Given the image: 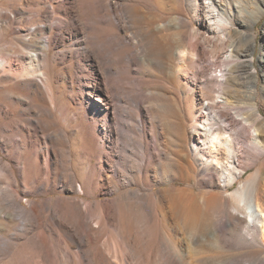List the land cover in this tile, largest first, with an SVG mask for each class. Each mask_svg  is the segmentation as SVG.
<instances>
[{
    "label": "bare ground",
    "instance_id": "1",
    "mask_svg": "<svg viewBox=\"0 0 264 264\" xmlns=\"http://www.w3.org/2000/svg\"><path fill=\"white\" fill-rule=\"evenodd\" d=\"M183 1L190 11H195L197 22L203 30L196 28L190 35L187 34L192 17L174 15L162 27L173 33L172 43H168L158 35L162 29L159 24L151 26L144 21L146 16L137 0H46L50 5L46 12L43 11L44 8L39 7L42 4L40 0H32V4L37 8H29L27 11L32 18L42 23L35 25L34 33L46 34V39L38 45L23 41L24 47L34 51L32 55L24 54L23 51L21 53L19 49L13 51L12 55L16 56L15 63L19 65V69H14L12 55L0 50V107L4 108L3 111L0 110L2 143L11 142L15 145L6 152L12 162L17 164L25 186L33 182L31 188L34 192L46 191L49 182L53 188L58 182L66 186V189L70 187L68 183L72 175L54 172L51 174L60 157L63 159L65 155L66 150L60 138H64L66 133L60 128L52 129L50 134H46L45 131L57 123L56 119L66 113L71 103L80 112H84L80 128L86 135L91 136L82 137L80 152L89 160L97 156L99 164L97 170L100 176L98 183L105 186L108 192L114 191L113 188L111 190L113 185L120 186L119 172L122 173V170L117 169L114 172L112 164L116 155L110 150L107 151V146L102 141H98V148L95 151L91 140L95 137L94 134L101 133L99 122L107 130H111L118 122V107L112 103L116 97L120 102L135 107L126 111L125 116L130 117L132 120L130 128L136 127L141 137V140L133 138L143 146L142 163H138V167L148 162L152 150L160 147V151L166 153L169 149L166 145L169 129L175 133L177 139L180 137L184 140L188 137L185 123L172 118L176 113L172 100L165 99L160 89L150 92V95H154L155 101L148 106H144L145 100L133 92L132 86L140 87L145 82L142 77L132 75L136 72L133 66L139 64L166 70L173 78L180 77L184 81L183 93L188 96L197 95V101L195 103L190 101L188 104L192 113L190 126L192 137L190 140L187 138L185 147H190L189 143H192V153L186 152L184 161L180 164L193 167L196 171L192 163V160H196L204 175L203 182L207 186L215 185L226 189L241 177L246 167L254 165L261 157L264 153V117L256 102L258 90L253 80H257V74L253 61L244 59V56L240 57L236 52L237 47L234 46L232 38V33L240 32L239 16L253 10L245 9L244 0L206 2L180 0ZM160 3L162 0H154L151 4L159 9ZM3 10L4 8H0V21L6 24V28L13 23L16 15L24 12V9L12 8L11 17ZM117 12L129 24V28L135 29L128 42H124L121 37V32L127 27L112 19V15L116 18ZM260 15L261 11L257 16ZM52 16L60 20L59 25L54 26L48 22ZM61 27L65 29L66 35L62 34L57 40H52L50 38L52 31ZM104 39L107 40V46H102ZM96 40L101 43L100 47L89 50ZM132 47L133 49L138 47L135 54L132 53ZM53 49L56 51L51 56ZM223 50L229 51L228 56L231 60H236L235 65L223 71L219 68V77H222L220 81L217 75L201 81L200 74L207 68L206 66L200 68L198 63L210 61L215 65ZM52 60L57 64L67 63L64 75L50 74L49 64ZM239 61L249 66L245 73L249 83L246 90H242L239 77L235 73L240 65ZM59 80L62 87L69 89L64 100L59 99L56 86L53 85V82ZM230 87L232 93H229ZM74 88H78L80 94L75 93ZM242 95L246 97L243 104L239 100ZM86 98L92 106L97 104L95 111H90L85 103ZM18 111H26L28 117L17 120ZM196 111L199 112L198 115H195ZM148 125L155 130L150 128L148 130ZM37 129L42 135H38ZM247 139L250 147L244 149L243 144ZM240 162H243L244 167L236 165ZM88 167L91 168L92 165L89 163ZM0 168L8 173L11 179L14 178L15 170L3 156H0ZM124 170L128 175L134 173L131 168ZM217 176L223 178L224 184L219 183ZM80 182L81 190L87 192L92 190L96 180L92 175H88ZM180 191L181 193L173 200L167 199L164 194L161 196L160 215L169 223L175 243L171 259L167 258L165 264H182L184 259L191 258L198 252V247L205 242L210 244L217 237V233L222 231H227L226 239L214 241L211 247L216 250H227L229 254L225 258L217 255L212 257L209 255L208 260L199 258L201 263L264 264V189L261 188L257 173L240 183L230 194V198H223L219 194L205 198L203 202L206 207L203 208L193 201L191 193ZM13 192L18 194L17 189H13ZM155 194L156 191L152 196L155 197ZM43 202L41 198L31 200L30 218L39 220ZM55 204L50 206L46 203L45 218L49 226L46 232L51 231L55 235H60L68 246L75 248L78 238L74 235L72 227L82 229L84 218L96 215L97 211L92 209L90 203H86L85 209L82 210L78 199L65 195L58 196ZM113 205H108L106 211L98 208V227L87 226L86 239L91 238L94 233L106 230L110 225L116 226L121 239L136 234L133 220L138 216L132 217L130 211L119 201H114ZM49 208H52L56 218L48 214ZM209 211L215 216L202 221L201 216ZM171 217L175 222L170 220ZM151 218L152 224L148 230L154 234L159 222L158 214H153ZM112 220L115 223L112 224ZM255 223L260 224L262 256H258L259 253L254 248H245L240 240L233 238V233L239 231L241 224H245L242 225L245 232L255 238ZM41 245L33 240L22 242L17 249L15 248L10 263L38 264V258L43 252ZM51 246L46 236V257ZM74 252L79 264H88L84 263L81 250ZM101 264L123 263L120 259L114 262L103 259Z\"/></svg>",
    "mask_w": 264,
    "mask_h": 264
},
{
    "label": "rangeland",
    "instance_id": "2",
    "mask_svg": "<svg viewBox=\"0 0 264 264\" xmlns=\"http://www.w3.org/2000/svg\"><path fill=\"white\" fill-rule=\"evenodd\" d=\"M22 1L25 2V4H22L20 0H0V8H4L3 12H7L11 17H13V14L10 12L12 8L24 9L23 13L16 15L13 23L9 24V28H6V24L0 21V50L11 55L14 54L13 51L15 49H19L20 52L23 51L24 54L28 53L32 55L34 51L24 47L23 41L38 45L46 39V34L41 35L37 32L34 33L35 25H37V23L42 25V23H39L36 18H32L30 12L27 11L29 8L35 9L37 7L32 4V0ZM137 1L144 10L143 13L146 16L144 21L151 26L159 24L162 28L163 24L168 22L171 17L183 14L192 17V23L187 28V34L190 35L193 29H201V26L197 22L195 11H190L185 1L162 0V3L159 4V9L154 8L151 4L154 0ZM202 1L206 2L207 0ZM244 1L245 9H252L253 11L249 13L244 12L242 16H239L240 21L238 22V29L240 32L232 33V38L234 40V46L237 47L236 52L240 57L244 56V59H250L254 63L257 80L253 81L258 90L256 102L260 113L264 117V0ZM40 3L42 4H40L39 7L41 6L42 9L44 8L43 11L46 12V10H49L50 5L46 3V0H40ZM260 11L261 15L257 16ZM112 19L114 22L127 27L125 31L121 32V37L124 42H128L132 37V31H135V29L129 28V24L120 16L119 12L116 13V18L112 15ZM48 22L57 26L60 20L52 16L49 18ZM201 30H203V28ZM62 34L66 35L65 29L62 27L61 29H54L50 34V38L52 40H57ZM158 35L168 43H172V31L162 28ZM248 35H250V37H248ZM100 45L101 43H99V40H96L94 44L89 47V50H96ZM103 45L107 46L106 39L102 41V46ZM132 50V53L135 54L138 47H134V49L132 47ZM55 51L54 49L52 50L51 56L54 55ZM236 52L234 51V54ZM228 53L229 51H221L219 60L215 65L210 61H204V64L203 62L198 63L200 68L202 66H206L207 68L202 73L203 75L200 74L201 81L206 80L209 76L215 77L216 75L219 81L221 80L220 78L222 77H219L220 69L223 71L225 68H231L235 65L234 63H236V60H231V58H229ZM15 60L16 56L12 55V62L15 63ZM239 64L241 66H238L235 73L239 77L238 81L240 82L242 90H246L249 83L245 78V73L249 69V66L245 65L243 61H239ZM66 65V62L57 64L52 60L49 64V72L52 76L59 73L64 75V68ZM215 68L216 71H214ZM14 69H19V65L15 63ZM133 69L136 70V72L132 73L133 76H139L145 80L140 87L132 86L133 92L137 97H142L141 99L145 100L144 106H148L155 101L154 95H150V92L154 89H160L165 99L172 100L176 112L172 118L185 123V128L190 140L192 137L190 131L192 113L188 104L190 101L195 103L197 101V95L188 96V94H184V81L181 80L180 77H171L166 70L151 68L141 64L134 65ZM250 69L253 70L252 68ZM53 85L56 86V94L59 99L64 100L69 89L61 86V80L53 82ZM197 87L196 89H198ZM18 88L19 90L21 89L20 87ZM74 92L79 93V89L74 88ZM229 93H232L231 87L229 88ZM116 98L112 103L118 107V122L112 126L111 130H107V128L99 122L98 127L101 133L94 134L95 137L91 140V144L95 151H97L98 148V141H102L107 146V151L110 150L116 155L115 161L112 164L114 172H116L117 169L122 170V173L119 172L121 179L120 186L113 185L111 190L113 188L114 191L111 192L106 191L105 186L99 185L98 183L100 176L97 170L99 166L97 163V156L89 160L80 152L79 148L82 143V137L91 136L86 135L85 132L81 130V116L84 112H80L73 103L66 109V113L63 116L56 119L57 123L46 128L45 131L46 134H50L52 129L60 128L66 133L64 138H60L62 146L66 150L65 155L63 159L60 157L59 163L56 165L54 171L51 170V174L54 172L72 175L68 183L70 186L68 189L60 182L56 184L55 188H53L49 182L46 191L40 190L34 192L31 188L33 182L30 183L29 186H25L24 180L18 171L17 164L12 162L6 152L12 147H15V145L11 142L10 144L5 143L7 146L3 144V134L0 130V156L5 157L9 165L15 170V176L11 179L8 173L2 171L0 168V264H11L10 262L14 251L26 240H33L34 242L42 244L41 249L43 252L38 258V264H79L74 256L75 250H81L83 252L84 263L88 264H101L103 259H109L112 262L120 259L123 264H165L167 258L171 259V252L175 243L169 223L165 222L160 215L161 196L163 194L166 195L167 199L173 200V198H176L181 193L180 190L187 191L193 195V201L200 204L201 208H203L204 206L206 207V204L203 202L205 198H211L215 194H219L223 198H230V194L235 191L240 183L254 173L259 175V183L261 188L264 189V153H262L261 157L254 165L246 167L241 177L226 189H222L215 185L210 187L203 182L204 175L196 160H192L194 167H196V171L193 167H185L180 164V162L183 163V157L186 156V152L192 153V143H189L190 147H185V141L188 137L184 140L182 138L180 139V137L177 139L175 133L169 131L171 129L168 130L169 135L167 134L166 145L169 149L166 153L160 151V147L154 149L152 153H150L151 158H149L148 162L138 167L137 164L142 163L141 159L143 156L141 152L143 146L141 142H136L133 138L141 140V137L136 127L130 128V124L132 123L130 117L128 115L125 116L126 111L132 110L135 107L132 104H124L120 102L119 98ZM239 100L242 104L245 103V95H242ZM205 101L206 100L203 102L204 104L206 103ZM85 103L88 105L90 111H95L97 109V104L92 106L88 98H86ZM0 110L3 111L4 108L2 107L1 109L0 107ZM151 113L154 114L153 111H151ZM16 114L17 120L28 117L26 111H18ZM198 114L199 112L196 111L195 115ZM131 115L133 114L131 113ZM260 124L261 122L258 123V126H260ZM149 128L153 131L155 130L150 125H148V130ZM37 131L38 135H42L39 129H37ZM247 140L243 144L244 149L250 147V142ZM191 158L193 159V157ZM243 162L236 163V165L238 164L240 167H244ZM89 163L92 165L91 168L88 167ZM125 168H131L134 170V173L128 175L124 170ZM121 174L129 177H123ZM88 175H92L96 182L91 191L88 190L84 192L80 188V181L86 179ZM217 177L219 183L224 184L223 178L221 176ZM50 180L52 179L50 178ZM13 189H17L18 194H15ZM155 191L156 194L155 197H153L152 193ZM61 195L78 199L82 210L85 209L86 203H90L92 209L97 211L96 215L84 218L82 229H75L71 225H68L72 227L74 235L78 238V243H76L75 248L68 246L60 235H55L51 231L46 232V229H49L48 221L46 222L45 218L46 203L50 206L56 205L55 202L57 197ZM39 198L43 199L44 204L39 214V220H36L29 217V207L31 200ZM114 201H119L125 209L130 211L132 217L135 215L138 216L133 220L134 228L137 230L136 234L132 236L128 235L126 236L127 238L121 239L116 226L110 225L106 230L94 233L91 238L89 237L86 239L87 231H85V228L90 225L94 228L98 227V208H103L106 211L108 210V205H113ZM47 212L51 217L56 218L52 208H49ZM155 213L158 214L159 222L156 227L157 231L152 234L148 230V227L152 224L151 217ZM213 216H215V214L209 211L201 216V220L207 221L213 218ZM170 220L173 221L174 219L172 218ZM111 222L112 224L115 223L113 220ZM242 225L245 224H241L239 231L233 233V238L235 240H240L245 248H254L257 250V253H259L258 256H262L263 253L260 252V248L263 246L260 239V224L255 223V238L247 234ZM46 236L52 244L47 257ZM226 237L227 231L218 232L215 240L210 242V244L209 242L202 244L198 247V252L191 258L184 259L182 264H205L201 263L199 258H206V260H208L207 258H209V255L210 257L217 255L221 258H225L229 252L222 249H212L211 243H215L214 241H223ZM73 256L75 258L74 260L72 259Z\"/></svg>",
    "mask_w": 264,
    "mask_h": 264
}]
</instances>
